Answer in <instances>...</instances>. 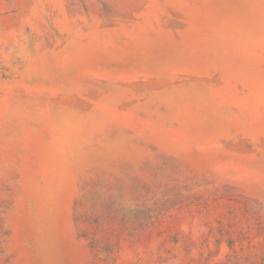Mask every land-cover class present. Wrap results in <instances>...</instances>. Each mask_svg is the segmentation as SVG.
<instances>
[{
    "label": "rangeland",
    "instance_id": "1",
    "mask_svg": "<svg viewBox=\"0 0 264 264\" xmlns=\"http://www.w3.org/2000/svg\"><path fill=\"white\" fill-rule=\"evenodd\" d=\"M0 264H264V0H0Z\"/></svg>",
    "mask_w": 264,
    "mask_h": 264
}]
</instances>
